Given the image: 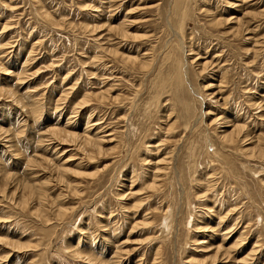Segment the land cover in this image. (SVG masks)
Returning a JSON list of instances; mask_svg holds the SVG:
<instances>
[{"label":"rangeland","instance_id":"1","mask_svg":"<svg viewBox=\"0 0 264 264\" xmlns=\"http://www.w3.org/2000/svg\"><path fill=\"white\" fill-rule=\"evenodd\" d=\"M0 264H264V0H0Z\"/></svg>","mask_w":264,"mask_h":264},{"label":"bare ground","instance_id":"2","mask_svg":"<svg viewBox=\"0 0 264 264\" xmlns=\"http://www.w3.org/2000/svg\"><path fill=\"white\" fill-rule=\"evenodd\" d=\"M227 24V23H226ZM240 26V25H239ZM238 26V27H239ZM241 28V27H240ZM244 29V28H243ZM207 63L205 62V65H206ZM71 121V120H70ZM235 128H238V127H236V125H234L233 126V128H232V130L233 129H235ZM66 135V134H65ZM95 135H97V134H95ZM79 138V137H78ZM87 140H89V142H92V138L91 139H89V138H87ZM103 139L102 138H100V137H96L95 139H94V146H96L97 147V145H99V144H101V142H103L102 141ZM76 141V140H75ZM86 141V140H85ZM57 175V174H56ZM45 183V182H44ZM29 185V184H28ZM63 209V208H62ZM63 212V211H62ZM210 242V241H209Z\"/></svg>","mask_w":264,"mask_h":264}]
</instances>
